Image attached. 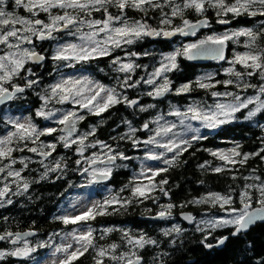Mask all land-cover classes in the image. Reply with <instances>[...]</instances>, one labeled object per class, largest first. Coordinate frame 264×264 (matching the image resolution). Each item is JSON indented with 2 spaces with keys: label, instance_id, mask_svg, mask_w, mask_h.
Listing matches in <instances>:
<instances>
[{
  "label": "snow or ice",
  "instance_id": "obj_1",
  "mask_svg": "<svg viewBox=\"0 0 264 264\" xmlns=\"http://www.w3.org/2000/svg\"><path fill=\"white\" fill-rule=\"evenodd\" d=\"M5 3L6 0H0V45L4 49H7V51L0 49V105L7 101L17 99L18 93H23L25 88H30L38 83L37 80H26L24 87L13 83L14 78L18 77L25 70V65L28 62L40 63L45 60V56L37 53L34 48L24 46L33 45L34 39L41 41L55 39L53 33L67 31L69 36H76L80 43L58 45L51 57L52 60L87 63L99 57L109 56L111 50L120 48L122 44H132L136 40L143 39L146 36L155 37L163 34V36L169 37L176 33H180L181 35H195L198 28L209 26L207 18L196 22H191L184 18L186 10H193L197 15H203L208 8H212L216 10L218 17H225L229 13L237 17L241 15L264 16V0H233L232 3H228L227 0H183L182 5L172 2V0H164V3L168 4L172 11L170 16L164 14L160 21L161 24L171 25L173 18L177 17L182 20V27H176L169 31L152 29L147 23L139 20L129 22L124 16L126 9L129 7L145 13L148 8L162 9L163 5L159 0H15V5L17 7H23L25 11L30 13L31 18L20 17L5 11L3 7ZM110 7L118 8L120 15L113 16L109 12ZM53 10H58V12L54 14ZM100 11H103L105 19L85 18L91 17L94 12ZM41 12L48 15L49 22L45 23L41 19L36 18ZM114 22H118L119 26H114ZM217 22L220 24L229 23L227 19L223 18L218 19ZM85 27L89 30L83 31ZM102 33L104 34L103 38H99ZM240 36L248 38L245 46L249 51L243 54H237L231 63L233 65H241L245 69V72L242 73L237 71L235 67H230L225 69V73L229 76H234L236 78L235 80L227 79L212 82L214 77L212 74H208L197 78L195 86L207 90L215 88L216 84L222 83L225 88L233 85L245 91L247 89H254L256 94L242 98L238 93L212 91V97H232L231 102H217L214 107L193 104L189 105L185 111L173 109L169 115L180 117L181 124H184L185 120L198 121L203 127L214 129L237 119L236 114L242 110H247V114L244 117L246 120L253 119L257 114H264V47L258 43V41L264 39V30L256 32L253 29L245 28L231 33L211 34L196 43H188L182 49H176L173 53L164 56L160 67L152 73L149 79L144 81V83L153 85V91L147 94L153 98H159L171 91L172 82L166 75L163 76L162 83H157L156 78H160L162 74L175 69L177 67L176 60L178 56L182 55L188 60H193L202 55H209L214 59L224 60L226 42ZM127 55L136 56L137 53H129ZM112 64L118 65L115 68L117 72L127 73L134 69L132 63H122L119 57L114 58ZM66 66L71 67L72 64L68 63ZM26 71L34 75L31 69H26ZM257 75L262 81L260 84H253L250 81L244 80L245 76L251 78ZM129 79L130 77H127L120 83V87H135L139 83L137 81L134 84H129ZM192 87L193 84L191 82L183 84L180 88L176 89V94L180 95L189 92L192 90ZM49 88L50 93L46 96H41V100L44 101V107L47 106L50 100L55 98L57 103L64 104L65 102H70L73 105H78L80 109H86L90 114L99 116L117 104L126 103L128 106H133L138 103L136 100H129L126 96H122L117 92L115 87H106L99 82L91 80L87 76L61 78L59 81L50 85ZM249 105H254V107L249 108ZM44 107L37 110L36 116L49 119L54 113L44 111ZM148 107H153V105H149ZM140 110L145 111L146 109L141 107ZM84 118L83 115H78L77 111L69 110L63 113L56 121L63 126L60 129L51 127L38 129L30 118H26L24 122L11 118L6 120V123L10 124L15 131L9 132L4 138H0V173H6V175L0 177V182H3V187H0V206H3L2 202L5 200L7 204L12 203L11 199H6L7 194L12 191L7 182L8 178H11V183L17 185V191L13 193L14 195H23L29 189V182L21 175L23 169L15 170L13 168V165L17 163L16 159L12 156L13 152L27 149L29 152L38 153L41 157L47 158L55 151V143L45 145L41 142V150L39 151L37 147H28V142L36 144L41 136L51 135L57 131L64 133V135L58 138L63 143V147L67 149L74 144H78L77 152L82 157L85 147L99 145L102 149L106 148L108 152L103 154L104 159H101L95 153H93L92 157H83L88 167L78 170L83 174H87L90 184L100 183L109 179L114 168L117 167V159H130L123 152H115L111 146L99 140L95 144L85 145L88 137L95 135V128L88 133L73 138V133L77 131V122L84 120ZM162 119L163 116H160L156 122L158 123ZM175 127L176 125L174 123L160 125L154 130V136H150L147 140L143 141L145 145L157 144V146L165 149L167 152L173 153L170 159H163V163L169 167L174 166L179 156L187 151L188 147H191V142L188 139H169L166 143H159L156 140V137L167 136L170 133L175 136L176 134L173 133ZM186 128L192 133L199 132V129L192 127L190 123L186 125ZM143 129H149V123L146 122L143 125ZM136 131L137 129L130 128V135L127 137L132 141L134 147L140 143L138 140L133 139ZM203 138L199 135H192L191 141H197ZM14 143L16 147L12 146ZM262 143H264V140H262ZM44 148L49 150L45 151L43 150ZM237 149L238 146L230 149V155H226L224 152H211V155L218 156L226 165H243L252 157H259L261 160H264V147L255 153H241ZM162 156L163 153L154 154L149 152L145 158L159 161ZM5 160L8 163H3ZM19 162L23 164L25 169L28 167V163L24 159H21ZM41 163L43 162L41 161ZM76 163L79 165L81 161L77 160ZM97 165H103V167H97ZM44 167L45 172L41 175V179L46 178L49 172L61 170L62 163L57 161L54 167L49 168L48 165H44ZM200 167L203 168L205 165H200ZM167 171L168 167H149L142 169L140 176L146 179L148 183L132 186V198H152L151 192L155 190L153 179L160 175V173ZM212 171L221 173L225 171V168L216 167ZM149 173L150 175H148ZM233 179H236V177L233 176ZM244 179L255 182L246 183L240 191L239 202L242 207L240 209L231 208L229 210L230 218H221L209 222L213 229L232 226L234 228L232 234L236 235L242 230H247L257 220H264V179L260 176H249L244 177ZM21 181L22 185L19 183ZM159 183L160 185H164L168 181L162 180ZM160 190L165 195L168 194L164 191L163 187ZM132 198L124 199L118 195L112 196L110 199L106 198L101 202L92 203L90 206H86V208L78 212H76V205H73L75 214H64L56 217L65 226L74 225L78 227H73L71 231L63 233L61 236L63 242L54 245V251L51 255L56 257L59 253L60 258L58 261L54 259L53 264H74L75 261L90 249L95 251V264H104L103 258L106 256L112 261L117 262V264H140L141 258L133 249H143L146 245H156L157 241L147 238L143 234L135 237L128 231H124L122 239L126 240L127 245L131 246L127 252H118L120 245L116 243L108 245L107 248L103 246L97 247L94 238L95 230L89 223L95 220L97 216L111 215L112 212L119 211L126 205L131 204L133 202ZM195 202L208 203L212 206L219 205L222 209L224 205L234 203L231 195L224 196L219 193H208ZM253 204L259 205V207L254 208ZM113 205H118L119 207L112 208V212H110L108 209ZM172 207V204L162 206L164 210L158 212L157 217L165 218L169 216ZM185 219L190 220L191 217L186 216ZM115 230L112 228L103 229L100 239H104L108 233ZM173 231L179 233L181 229L174 226L172 229L167 230L165 235H170ZM34 235L35 233L33 231L22 234L8 231L0 234V240H7L13 245H16L18 241H22L23 243L22 247H14L11 251H0V259L6 256L27 258L37 252L38 248H46L49 246L47 242H38L34 246L28 240L24 239L25 237ZM226 239L227 237L220 238L218 243L223 244ZM205 246L212 247V245L208 244H205Z\"/></svg>",
  "mask_w": 264,
  "mask_h": 264
},
{
  "label": "trees",
  "instance_id": "obj_2",
  "mask_svg": "<svg viewBox=\"0 0 264 264\" xmlns=\"http://www.w3.org/2000/svg\"><path fill=\"white\" fill-rule=\"evenodd\" d=\"M162 5V9L148 8L146 13L132 8L127 11V16L147 20L148 26L159 29L177 24L181 20L179 17L173 18L171 25L161 24L160 21L164 14L170 16L172 11L166 4ZM196 15L193 10H186L184 18L192 19ZM249 24L247 20H239L236 26H249ZM260 41H264V39ZM260 41H258L259 44ZM146 44H151L148 55L143 54ZM170 44L171 41L162 40L160 37H144L132 44H127L128 48L126 50L137 53L136 56H133L135 71L132 76L135 78L134 80L139 77L142 78L144 71L153 68L158 61L157 54L168 50ZM261 45L264 47V42ZM45 54L46 58L42 64H28L34 75L28 74L25 78L36 79L39 84H45L51 80L53 66L49 65L48 53ZM109 58V56H104L87 63H76L74 68L78 72L91 74L103 84L120 87V83L129 75L115 71V68L111 67L112 63ZM176 63L177 67L168 72L173 85L178 82L191 80L194 77L196 66L189 63L185 57H177ZM117 74L120 76L119 79L115 78ZM192 84V94L200 95V91L197 90L194 83ZM220 87L221 85L215 86V88ZM121 89L131 97L134 95L140 96V93L138 94L134 87ZM33 90H37V93L34 94ZM26 92L28 95L18 102L19 105L17 106L19 109L21 111L31 110V108L26 107L27 104L32 108L39 107L41 104L38 99L40 86L35 84L28 88ZM168 96H171L174 102H179V100L181 102V98H183V96L171 94ZM149 101L154 102L156 107L163 102L161 99L154 100L145 96L140 97L138 102L145 104ZM160 106L163 105L160 104ZM150 109L147 108L145 111H141L136 107L131 108L124 103H120L99 116L93 114L85 115L84 120L76 124V132L82 130L88 133L91 128H95V135L89 136L85 141V145L99 140L115 148V151L123 152L125 156H132L135 149L131 148L132 141L127 138L130 135L129 129H137L133 139L142 138L144 135L143 125L148 122L154 113V108ZM35 120L39 121L38 118H35ZM263 121L264 114H257L251 120L225 124L218 131L206 134L203 139L193 142L191 147H188L187 151L183 152L175 161L174 166H167V172H162L153 179L157 187L151 192L152 198L150 199L132 198L131 186L128 183L132 182V180L129 181L132 178L129 169L117 168L110 177L109 184L112 185L113 191H116L119 197L124 199L132 198L133 202L116 212H112V208L119 206L113 205L108 209L112 212L111 215L97 216L95 220L91 221L94 227L101 228V226L110 225L113 226L112 229H116L108 233L104 239H100L101 231L96 229L94 232L96 246L107 248L108 245L116 243L120 245L118 252H121L126 245V240L122 239L123 229H128L130 234L141 231L146 237L157 241L156 245H146L143 249H138V255L142 257L140 264H264V222L255 224L246 233L232 235L233 227L198 230L192 225L184 224L177 216L178 212L182 210H188L195 216L205 212L221 214L222 210L227 208L226 206L222 209L219 205L191 203L193 199L209 192L220 193L224 196L231 195L234 201L231 205L240 206L238 202L240 191L246 183L255 182L253 180H245L244 177L260 176L264 179V160L259 157H252L243 165H226L217 156L211 155V152H215V149L226 146L231 142L238 146V151L241 153L257 152L264 147V143H262V140H264V129L260 126ZM45 138L48 140L50 137L47 136ZM55 144L56 149L52 154L60 158L64 169L59 170L60 173L52 172L50 177L44 179H41L40 173L35 174L33 172L32 193L16 197L13 205L5 210L8 215L7 228L11 226V228L17 230L36 229L41 235H44L66 227L60 220L56 219L58 217L56 215V205L63 195V188L67 180L75 179L78 169L82 167L84 162L83 157L88 156L92 152V148L96 147H85L82 157L77 152L78 145L76 144L67 149L63 147L62 142H56ZM132 158L126 162L131 166H135ZM77 160L81 161L79 165L76 163ZM200 165H205V167L201 168ZM218 166L225 168V171L221 173L212 171ZM38 176L40 177L37 178ZM233 176L236 179H233ZM162 180H167L168 183L160 185L159 182ZM161 187L168 193L167 195L160 190ZM98 196L101 197L102 195L99 194ZM168 204L173 205L171 211L177 220L180 221L179 229L181 231L179 233L173 231L170 235H165V232L169 229L163 232H159L158 229L167 226V219L146 220L144 217L156 214L163 205ZM224 236L227 239L222 247L209 248L205 246V244H212ZM206 237L207 239H205ZM94 257L95 251L90 249L74 264H95ZM103 260L104 264L116 263L108 257H104ZM7 263L4 261L0 262V264Z\"/></svg>",
  "mask_w": 264,
  "mask_h": 264
},
{
  "label": "rangeland",
  "instance_id": "obj_3",
  "mask_svg": "<svg viewBox=\"0 0 264 264\" xmlns=\"http://www.w3.org/2000/svg\"><path fill=\"white\" fill-rule=\"evenodd\" d=\"M160 3L165 4L164 0H159ZM172 2L176 3V4H181L183 3V0H172ZM228 3H232L233 0H227ZM9 5V6H8ZM169 8H171L168 4H166ZM4 10L10 13H13L17 16L20 17H26V18H31L30 17V13H28L27 11H25V9L23 7H17L15 5V0H6L5 5L3 6ZM129 9H132L131 7L127 8L124 16L128 19L129 22L132 21H142L147 23L148 25V21L141 19V18H132L127 16V11ZM209 9V8H208ZM207 9V10H208ZM212 10L213 14L215 15L213 18V23L211 25H216L218 19H227L232 20V19H248L249 20V26H223V28L221 29H211L208 31H205L203 33H201L197 38L195 39H188L190 37H187L186 39H182L180 38L179 41L173 40L172 43V48L168 51L165 52H161L158 54L157 56V60L158 63L157 65H155L153 68H151L150 70H148L144 76V78H137L134 81H131L129 84H134L137 81H139L138 84H136V86L134 87L138 92V94L140 93V96L138 95H134V96H129V94H127V92L122 91V89L120 87H115V86H110V85H106L103 84L100 80L94 78L91 74L87 73V72H78L76 71V69L74 68V65L78 62L75 61H71V62H67V61H52L54 68L52 70V78L49 82H46L45 84H39L40 86V94L38 96V99L40 100V105L37 108H32L30 105L27 104V108H31V110H27V111H21L19 109V107L17 105L19 101H21L23 98H25L28 93L26 92V90L28 88H25L26 90L17 95V99H14L10 102V104H4L2 106H0V131H2L0 138H4L8 135L9 132L15 131V129L10 125L6 123V120H8L9 118L11 119H17L20 122H24L26 118H30L32 120V122L37 126L38 129H44V128H56V129H60V124H58L56 121L61 117V115L69 110H75L77 111L78 115H87L90 114L86 109H80L78 105H73L70 102H65L64 104H60L56 102V99H52L47 103V106L44 107V101L41 100V96H46L50 93V88L49 86L52 85L53 83L59 81L61 78H66L69 76L72 77H81V76H87L89 77L91 80L99 82L100 84L105 85L106 87H115L117 92H119L122 96H126L129 100H131L133 97H138L140 99V97L145 96L149 99H154V100H159V99H155L152 96H149L147 93L150 91H153V85H149L147 83H144V81H146L147 79H149L152 75V73L155 72V70L160 67V63L163 59L164 56L173 53L176 49H182L184 45L188 44V43H196L201 39H204L206 36L211 35V34H223L225 32L231 33L233 31H238L241 29H245V28H249V29H253L256 32H260L262 30H264V16H249V15H241V16H233V14L229 13L227 16L225 17H218L216 15V10L215 9H210ZM54 14H56L58 12V10H53ZM109 12L111 14H114V16L116 15H120L119 9L116 7H111L109 8ZM41 19L42 21H44L45 23L49 22L48 20V15L46 13H39L38 17ZM87 19H97V20H103L105 19L104 13L103 11L100 12H94L92 14L91 17H85ZM189 20V19H188ZM114 26H119L118 22H114ZM19 27V26H18ZM150 28H155V27H151ZM176 27H182V20H180L177 24L172 25V26H168L166 28H163L164 30H172ZM157 30H160L159 28H156ZM89 29H87L86 27L83 29V31H88ZM74 31V29H73ZM104 34L102 33L101 36L99 38H103ZM148 38V37H147ZM248 38L244 37V36H240L237 38H234L233 40H229L227 41V43L229 42V49H228V54L225 57V59L222 62H217L215 65H209V66H204V67H198L196 69V72L194 74V77L191 80L188 81H184V82H178L175 85H173V81L170 79L168 72L162 74V77L160 78H156V82L157 83H162V79L163 76L166 75L167 78L172 82L171 83V91H169L161 100H163L162 104L163 106L157 105V107L155 106L154 102L149 101L148 103L145 104H141V103H137L136 105H133L132 107H136L137 109H141V107L147 109V108H154V113L153 115L149 118L148 122L149 123V129L145 130L144 129V135L142 138L136 139L138 140L140 143L134 147L132 142H131V148L135 149V152L132 156H127L129 158H132V162L135 164L134 165H130L128 162H126L127 160H119L117 159L116 161V165L117 167H115L114 169L116 170L119 167H123L128 168L130 171V175L132 178L129 179V181L132 180V182H128L129 185L132 187L136 184H141V185H145L148 183V181L146 179H144L143 177L140 176V173L142 171V169H146V168H164L167 167L168 165H165L163 163V159L164 158H168L170 159L173 155V153L167 152L165 149L157 146V144H152V145H145L143 143V141L147 140L150 136H154L155 135V129L160 126V125H164L165 123H174L176 125V127L173 129V133H175L176 135L173 136L172 133H170L167 136H158L156 137V140L159 143H166L169 139H188L191 144L195 141H191V136L192 135H199L201 137H205L206 134H210L213 132L218 131L219 129H221L224 125H220L214 129H209V128H205L201 125L200 122L198 121H189V120H185L184 124L180 123V117L177 116H173V115H169L170 111H172L173 109H179L180 111H185L187 109V107L189 105H193V104H198L200 106H213L217 103V102H231L232 97H218V98H214L211 95L212 91H217V92H233V93H238L241 95L242 98L246 97V96H253L255 95V90L254 89H247L242 90V89H238L233 85H229L227 88H225V86L221 83V84H216L217 85H221L220 88H211V89H202L199 87H196L198 91H200V95L198 94H192V90L189 92H185L183 94L177 95L176 94V89L180 88L181 85L186 84V83H194L195 85V81L197 80V78L199 77H203L206 76L208 74H212L214 77V80L212 82L215 81H224L227 79H233L235 80L236 78L234 76H229L225 73V69H228L230 67H235V69L237 71L240 72H245V69L239 65V64H235L233 65L231 62L234 60V57L237 54H243L246 51H249V49L245 46L246 42H247ZM35 41V39H34ZM37 42V41H35ZM262 42L264 41H260V44H262ZM66 43H80L79 39L76 36H69L67 31L64 32V35L62 38L60 39H55V40H51L50 42H38V43H33V45H24L25 47H29V48H34L35 51H39L40 53L46 55L45 53H48L47 56L49 57V60L52 59V55L54 53V51L56 50L57 46L60 44H66ZM39 45L42 44V47L39 48ZM262 46V45H261ZM128 48L127 44H122L120 48H115L113 50H111V54H113V56H111L109 59L112 63V60L116 57H119L122 63H132L134 65V57L131 55H127L129 53H132L131 51H127L126 49ZM0 49H2L3 51H7V49H4L2 45H0ZM182 56V55H181ZM179 57V56H178ZM184 57V56H183ZM43 63V62H42ZM40 63V64H42ZM68 63H71L72 66L68 67L66 66ZM28 64H30L29 62L25 65V70L22 71V73L14 78L13 83L17 84V85H24L26 84V80H31L30 78H25L29 73L28 71H26V69H30L28 67ZM51 64V63H50ZM113 65V64H112ZM118 67V65H114V68ZM135 71V68L130 71V72H123L124 74H128V77H131V75H133ZM119 74H117L115 76L116 79H119ZM127 78V76H126ZM36 80V79H33ZM245 81H250L253 84H260L262 83L260 77L254 76V77H244ZM36 84V85H37ZM133 87H126L125 89H131ZM33 93L36 94L37 90H33ZM169 94L174 95V96H183V98H181V102L179 100V102H174L172 101L171 96H168ZM183 99V100H182ZM125 105H127L126 103H124ZM149 105H153V107H148ZM128 106V105H127ZM42 107H44V111L48 112H53L54 115L52 117H50L49 119H45L43 117H38L36 116V112L38 109H41ZM130 107V106H129ZM131 107V108H132ZM254 107V105H249V108ZM150 109V110H151ZM247 114V110H242L240 113H237V119L229 122H237V121H246V119L244 118ZM163 116L162 120H159L158 123L157 118ZM35 118H38L39 121L35 120ZM78 123V122H77ZM191 124L192 127L194 128H198L199 132L198 133H192L191 131H188L186 128V125ZM227 123V124H229ZM255 123V122H254ZM257 124V123H256ZM260 126L264 129V121L261 122ZM92 130V128L90 129V131ZM85 131H78L76 132V134L73 135V138H75L78 135H83L85 134ZM61 135H64V133H61L60 131H57L51 135H45V136H41L40 140L37 141L36 144H32L31 142H28V147H37L38 151L41 150L40 149V144L41 142H43V144L47 145V144H51V143H56V142H61L59 141V137ZM50 137L48 140L45 137ZM95 144V143H92ZM78 145V144H76ZM14 147H16V144L14 145ZM79 147V145H78ZM96 148H92V152L90 154H88V156L86 157H92L93 153L97 154L100 156L101 159H104V153H107L108 150L102 149L99 145L95 146ZM237 145L233 142H231L230 144L217 148L215 149L217 153L220 152H224L226 155H230L229 150L236 148ZM112 149L114 150L115 148L112 147ZM43 150L47 151L49 149L44 148ZM238 150V149H237ZM115 151V150H114ZM21 154L18 157L17 163H20L19 161L21 159H24L26 163H28V167L29 164L31 163H37V166H33L31 170H29L30 172H34L35 174L40 173L41 175L45 172V167L44 165H48L49 168L54 167L55 163L57 161H60V158L58 156H54L53 154L46 158V159H42V157L38 154V153H32L27 151V149H25L24 151H20ZM115 152H120V151H115ZM154 153V154H161L163 153V156L161 158V160L159 161H154V160H148L146 159V154L147 153ZM111 154V153H109ZM218 157V156H217ZM238 159V158H236ZM84 162L82 164V167H80V169L84 168V164L85 159H83ZM41 161L43 163H41ZM222 161V160H221ZM5 163H8L7 160L4 161ZM224 162V161H223ZM87 166V165H86ZM27 167V168H28ZM97 167H103V165H99ZM221 167V166H218ZM13 168L15 170H20V169H25L23 164H21V167L18 168L15 166V164L13 165ZM67 168V167H66ZM62 169H64V167L62 166ZM91 170V169H90ZM50 173L49 172L47 177H50ZM53 173H60L59 170L53 172ZM4 175H6V173H0V177H3ZM150 175V173L148 174ZM23 177V176H22ZM40 176H38L37 178H39ZM24 178V177H23ZM25 180H27L28 182H30L31 180L33 181V179L30 178V176H28V178H24ZM36 181V180H35ZM9 184H11V178H8L7 181ZM22 185V181L19 182ZM154 183V182H153ZM15 184V183H13ZM155 185V184H154ZM99 185L92 183H89V178L87 177V174H83L78 170L77 176L75 177V179H68L67 183L65 185V187L63 188V195L61 196L60 200L58 201L57 205H56V215L57 216H61L64 214H75L74 210H73V205H76V212L83 210L84 208H86V206H90L92 203L95 202H101L103 200H105L106 198H108L109 196H116L117 193L116 191H113V187L109 184L106 185H102L100 187H98ZM3 187V186H1ZM155 187H157L155 185ZM17 190H15L16 192ZM14 192V193H15ZM115 192V193H114ZM209 193H216V192H209ZM29 193H24L23 195H28ZM101 194L102 196L99 197L98 195ZM208 193H204L202 194L200 197L195 198L191 201L192 204H201V203H196L195 201L199 200L201 197L206 196ZM220 194V193H219ZM222 195V194H221ZM15 197H20L22 195H14ZM111 197H109L108 199H110ZM240 201V199H239ZM238 201V202H239ZM208 204V203H207ZM240 204V202H239ZM166 206V205H163ZM227 208H224L222 210L221 214H214L211 212H205L200 214L199 216H195L194 215V224H192V226H194L196 229L198 230H202V229H206V228H212L210 226L209 222L212 221H216L218 219L224 218H230V209L231 208H236V209H240L242 207V205L240 204V206H233V205H224ZM233 206V207H232ZM254 206H259V205H254ZM164 210L162 207L156 212H160ZM170 213H173L170 210ZM168 222L166 223L167 226L164 227H160L158 230L159 232H163L166 229H172L174 226L175 227H180L179 226V220H177L176 216L171 215L167 218ZM92 226V228L94 230L97 229V231H101L100 233H102L103 229L106 228H113V226H101V228L99 227H94L91 223V221L89 222ZM73 227H78V226H74V225H70V226H66L65 228H61L59 230H54L52 232H48L44 235H38L34 238L28 239L29 243L32 245H37L38 242H47L48 243V247L46 248H38L37 252L31 254L30 257L25 258V264H53V260L56 259L58 261V259L60 258V254L58 253L56 257H53L51 255V253L54 251V245L62 243V239L61 236L63 233L69 232L72 230ZM223 227H232V226H223ZM123 231H128V229H123ZM129 232V231H128ZM175 232V231H174ZM145 235L143 232H139V233H134L131 234L132 236L135 237H139L140 235ZM149 238V237H147ZM23 246V243L20 247ZM131 246H128L127 243L125 245V249L121 250L123 252H127L129 250ZM134 251L137 252L138 255V249H133ZM3 251V250H2ZM107 257V256H106ZM117 264V262L115 263Z\"/></svg>",
  "mask_w": 264,
  "mask_h": 264
},
{
  "label": "flooded vegetation",
  "instance_id": "obj_4",
  "mask_svg": "<svg viewBox=\"0 0 264 264\" xmlns=\"http://www.w3.org/2000/svg\"><path fill=\"white\" fill-rule=\"evenodd\" d=\"M211 8H209L203 15H196L194 18H192V19H189V21H191V22H195V21H197L199 18H201V17H207L208 19H209V21H208V24H209V26H207L205 29H198L197 31H196V34L195 35H193V37H190V38H188V39H195V38H197L201 33H203V32H205V31H208V30H211V29H221V28H223V26H236V24H237V21H239V20H247V21H249L248 19H245V18H242V19H232V20H229V23L228 24H220V23H216V25L214 24V25H211L212 23H213V18H214V14H213V12H212V10H210ZM113 16H114V14H112ZM105 16V15H104ZM64 32L65 31H62V32H58V33H53V36L55 37V39H60V38H62L63 37V35H64ZM159 37V36H158ZM154 38V37H153ZM157 38V37H156ZM180 38H182V36H181V34L179 33V34H177L176 36H175V38L173 39V40H176V41H179V39ZM55 39H48V40H46L47 42H50L51 40H55ZM182 39H186V38H182ZM173 40H171V42L173 41ZM46 41H43V42H46ZM34 43H38V42H35L34 41ZM228 44V49H229V42L227 43ZM150 45L151 44H146V46H144V53L143 54H145V53H147V55H148V50H149V47H150ZM38 46H39V48H41L42 47V44L41 45H39L38 44ZM169 49L168 50H170L171 48H172V43L169 45ZM168 50H165V51H168ZM128 51V50H127ZM165 51H161V52H165ZM129 52V51H128ZM161 52H159V53H161ZM149 53H150V51H149ZM158 53V54H159ZM158 54H157V56H158ZM227 54H228V51H227ZM227 54H226V56H227ZM111 56H113V54H110L109 55V57H111ZM186 59V58H185ZM53 60L52 59H50L48 62H49V65H51V66H53V68H54V65H53V62H52ZM217 62H219L218 60H213V61H211V62H208V63H206V64H202V65H198V64H193V63H191V64H193V65H195L196 66V69L198 68V67H204V66H209V65H215ZM51 63V64H50ZM157 63H158V61H157ZM190 63V62H189ZM157 65V64H156ZM147 66V65H146ZM111 67H113L114 68V65H112L111 64ZM148 70H150V68L148 69ZM148 70H146V71H144L145 73H144V76H145V74H146V72L148 71ZM140 72H141V69H140ZM134 74V73H133ZM144 76L142 77V78H144ZM126 78H124V80H125ZM134 77L131 75V77H130V79L128 80V82H131V81H134ZM111 81H113V80H111ZM21 94V93H20ZM133 98H138V97H133ZM132 98V99H133ZM139 99V98H138ZM10 102L11 101H9L8 103H6V104H10ZM131 107V106H130ZM1 133H2V131H0V135H1ZM14 145H15V143L12 145L13 147H14ZM20 154H21V152L20 151H14L13 152V154H12V156L16 159V160H18V157L20 156ZM50 157V156H49ZM3 163H5V162H3ZM86 164L87 163H85L84 165V168H86ZM15 166L16 167H18V168H20L21 167V163H16L15 164ZM33 166H37V163H31V164H29V167L28 168H26V169H23V171H22V173H21V175L24 177V178H28V176H30V178L31 179H33V172H30L29 173V170H31V169H33L32 167ZM97 166H99V165H97ZM125 169H127L128 170V168H125ZM114 171H115V169L113 170V173H114ZM112 173V174H113ZM129 173H130V171H129ZM112 176V175H111ZM110 180H111V178L109 179V181L108 182H106V183H101V184H97V185H99L98 187H100V186H102V185H106V184H109L110 183ZM32 180L29 182V189H28V191H27V193H32ZM34 183V182H33ZM109 185H111V184H109ZM1 186H3V182H0V187ZM9 186H10V188H11V192L9 193V194H7V198L6 199H11L12 200V203L11 204H7V202H6V200L5 201H3L2 202V205L3 206H0V234H3V233H5V232H8V231H10V232H13V233H16V232H18V231H22V230H17V229H15V228H11V226L10 227H8L7 228V226H8V224L6 223L7 222V214H6V209L7 208H9V207H11L12 205H13V201H15L16 200V197L14 196V192H15V190H17V185L16 184H13V183H11V184H9ZM112 186V185H111ZM173 215V214H172ZM13 227V226H12ZM33 230H36V229H33ZM41 233L38 231V230H36V235L35 236H33V237H31V238H34V237H36V236H38V235H40ZM31 238H27L26 240H28V239H31ZM22 245V241H19L16 245H13L12 243H10L9 241H7V240H0V251H11V250H13L14 249V247H17V246H21ZM208 245H210V244H208ZM140 256V255H139ZM140 258L142 259V257L140 256ZM1 261H4L5 263H7V264H25L26 262V260H25V258H20V257H12V256H6V257H4L3 259H0V262Z\"/></svg>",
  "mask_w": 264,
  "mask_h": 264
},
{
  "label": "water",
  "instance_id": "obj_5",
  "mask_svg": "<svg viewBox=\"0 0 264 264\" xmlns=\"http://www.w3.org/2000/svg\"><path fill=\"white\" fill-rule=\"evenodd\" d=\"M204 18H207V17H201V18H199L197 21H199V20H202V19H204ZM207 20L209 21V19L207 18ZM196 22V21H195ZM226 24H228V23H226ZM206 27H200V28H198V29H205ZM152 29H156V28H152ZM197 29V30H198ZM157 30V29H156ZM170 31V30H169ZM177 34H179V33H176V34H174V35H172V36H169V37H165V36H163V34H161V35H159V37L162 39V40H166V41H171V40H173L174 38H175V36L177 35ZM182 36V38H187V37H193V35H191V34H189V35H181ZM146 37H148V38H153V36H146ZM156 37H158V36H155L154 38H156ZM46 40H48V39H46ZM46 40H43V41H46ZM35 41H37V42H43V41H41V40H35ZM227 51H228V44H227V42H226V45H225V48H224V56L226 57V54H227ZM37 53H40L39 51H36ZM40 54H42V53H40ZM42 55H44V54H42ZM45 56V55H44ZM46 57V56H45ZM188 62H190V63H193V64H198V65H202V64H206V63H208V62H211V61H213V60H218V59H214V58H212L211 56H209V55H202V56H199L198 58H196V59H193V60H188V59H186ZM219 62H222L223 60H218ZM30 64H40V63H42V62H40V63H33V62H29ZM21 87H24V85H20ZM171 88H172V86H171ZM18 94H20V93H18ZM17 94V95H18ZM166 95V94H165ZM164 95V96H165ZM164 96H162V97H159V98H156V99H162ZM132 100H136L137 102L139 101V99L138 98H133ZM9 101H7V102H5L4 104H6V103H8ZM4 104H2V105H4ZM2 105H0V106H2ZM132 107V106H131ZM61 127H63L62 125H61ZM60 127V128H61ZM75 133H73V135H74ZM48 158V157H47ZM42 159H46L45 157H42ZM87 166L86 167H88V164H86ZM110 179V178H109ZM109 179H107V180H104V181H102V182H100V183H95V184H101V183H106V182H108L109 181ZM255 207H259V206H254V208ZM169 216H171V214L169 215ZM169 216H166L165 218H167V217H169ZM177 216H178V218L180 219V221L181 222H183L184 224H186V225H192L193 223H194V215L191 213V212H189L188 210H182V211H179L178 212V214H177ZM186 216H189V217H191V219L189 220V219H185V217ZM144 219H146V220H160V219H164V218H159V217H157V213L156 214H153V215H146L145 217H144ZM262 222H264V220H257L254 224H252L251 226H249V228L247 229V230H242L240 233H238V234H242V233H246V232H248V230L250 229V228H252L255 224H257V223H262ZM28 231H33L34 233H35V235H36V230H33V229H25V230H22V231H18V232H16V233H25V232H28ZM234 232V228L232 229V232H231V234ZM34 235V236H35ZM233 235V234H232ZM31 237H33V236H29V237H25L24 239H27V238H31ZM225 237V236H224ZM223 238V237H222ZM220 240V239H219ZM219 240H217L216 242H214V243H212V244H210V245H212V247H209V248H220V247H222V245L224 244H220V243H218V241ZM19 242V241H18ZM17 242V243H18ZM140 261H141V259H140Z\"/></svg>",
  "mask_w": 264,
  "mask_h": 264
}]
</instances>
